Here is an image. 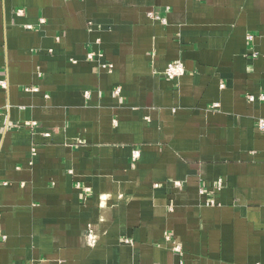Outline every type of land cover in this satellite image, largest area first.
I'll list each match as a JSON object with an SVG mask.
<instances>
[{"label": "crops", "instance_id": "0c3cea01", "mask_svg": "<svg viewBox=\"0 0 264 264\" xmlns=\"http://www.w3.org/2000/svg\"><path fill=\"white\" fill-rule=\"evenodd\" d=\"M261 95L264 0H0V264H264Z\"/></svg>", "mask_w": 264, "mask_h": 264}, {"label": "built area", "instance_id": "2783aa9c", "mask_svg": "<svg viewBox=\"0 0 264 264\" xmlns=\"http://www.w3.org/2000/svg\"><path fill=\"white\" fill-rule=\"evenodd\" d=\"M19 12H21V10H19ZM148 14L153 19H161L162 21L165 22L164 18H161L160 16L156 15L153 11H150ZM41 21L44 22V19H41ZM29 27H31V26H29ZM253 37L254 36L252 34L248 35V40H252ZM96 55L97 54L95 52H89L88 53V58L89 59H94ZM99 55H101V54H99ZM104 67H108L109 69H111L112 65L111 64L110 65L109 64H104ZM164 73H165L166 78H168L170 80L177 79V78H179L180 76H182L185 73V65L180 60L171 61V62H169L167 64ZM2 85H5L4 82H2ZM248 98L253 101V100H255L256 96L249 95ZM260 98L264 99V95H261ZM256 126H257L259 131L264 132V118L263 117L257 119ZM139 157H140V150L139 149H135L133 151V159L136 160ZM208 204H214V200H210V202H208ZM173 249L176 250V251H180V244L174 243ZM31 264H36V263H31Z\"/></svg>", "mask_w": 264, "mask_h": 264}]
</instances>
